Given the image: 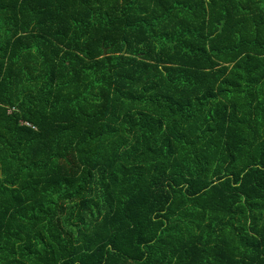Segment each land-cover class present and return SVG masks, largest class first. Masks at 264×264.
Returning a JSON list of instances; mask_svg holds the SVG:
<instances>
[{
  "label": "trees",
  "instance_id": "1",
  "mask_svg": "<svg viewBox=\"0 0 264 264\" xmlns=\"http://www.w3.org/2000/svg\"><path fill=\"white\" fill-rule=\"evenodd\" d=\"M0 264H264V0H0Z\"/></svg>",
  "mask_w": 264,
  "mask_h": 264
},
{
  "label": "water",
  "instance_id": "2",
  "mask_svg": "<svg viewBox=\"0 0 264 264\" xmlns=\"http://www.w3.org/2000/svg\"><path fill=\"white\" fill-rule=\"evenodd\" d=\"M106 52V49H103V53H105Z\"/></svg>",
  "mask_w": 264,
  "mask_h": 264
}]
</instances>
